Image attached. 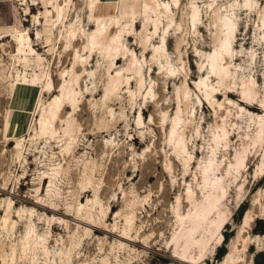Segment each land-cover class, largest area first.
Returning <instances> with one entry per match:
<instances>
[{
  "label": "rangeland",
  "instance_id": "rangeland-1",
  "mask_svg": "<svg viewBox=\"0 0 264 264\" xmlns=\"http://www.w3.org/2000/svg\"><path fill=\"white\" fill-rule=\"evenodd\" d=\"M165 1L168 14L144 0H0V264H264V0ZM225 16L237 26L224 81L209 55ZM101 22L118 53L90 45ZM70 79L76 104L42 134Z\"/></svg>",
  "mask_w": 264,
  "mask_h": 264
},
{
  "label": "bare ground",
  "instance_id": "bare-ground-1",
  "mask_svg": "<svg viewBox=\"0 0 264 264\" xmlns=\"http://www.w3.org/2000/svg\"><path fill=\"white\" fill-rule=\"evenodd\" d=\"M246 2H247V4L252 5L254 0H246ZM144 7H145V9L151 8L153 11L161 10L162 12L164 11L166 14H168L170 12V4L165 0L164 1L163 0H144ZM193 7H194V10L192 12L193 18H194V20H198L199 19V8L197 5H194ZM236 26H237V22H236L235 17L225 16V17L221 18V30H222L223 36L220 38L219 42H217L218 43L217 46L215 45L216 48H215L214 52L209 55L210 73L217 75L218 78L220 77V79H222V80L227 79L228 77L230 78V75H231V71L229 69V61L230 60L228 61V57H231L233 55V52H234L233 38L235 36L234 32L236 30ZM157 28H158V26L156 25V30H157ZM29 39L30 38L25 36V35H19L16 38V40L19 44L20 50H24L26 47H29L31 51L34 50V48L31 47V45L29 44ZM89 40H90L89 43L92 47H97V48L100 47V49L102 48L104 50V52H106L107 54L118 53V51L123 48L121 36L120 35H110L109 36L107 34V31L104 30V26H103L102 22L99 23L97 29L91 33ZM164 41H165V39H164ZM163 47H164V45L157 46L156 51L159 49H163ZM89 49H90V47H89ZM129 69L135 70V72L138 74L141 73V67H140V65H138L136 59H134L133 57L131 58V63L129 65ZM76 77H78V76H75L74 78H76ZM118 79H119V77L116 76L114 81H112L113 83H111L112 85L108 86L109 90L110 89L113 90L117 86L116 82L117 81L119 82ZM73 80L74 79L66 80L60 87V92H61L60 95H57L52 100H50L48 102L46 108L42 110V118H41V125H40V132L42 134H46V133L53 134V133H55V129L51 125V123L54 122L56 119L61 118L60 110L62 109V107L74 106L76 104L78 91L74 86ZM51 83H49V86L52 85ZM222 83H223V81H222ZM197 85L201 89H203V88L207 87L208 83H207V80L205 78H202L199 82H197ZM255 85H256V81L254 79H248V80L243 82V86H242L241 90H242V93L244 95V99H254L257 97L258 91H257ZM210 91H212V89ZM186 93H187V91L185 90L184 94L186 95ZM206 96L210 97V93L206 92ZM140 118H142V116H140ZM181 118L182 117L179 114L175 117V124L172 128V135H176L178 143H182V137H183L182 133L178 132L176 129ZM73 121L74 120L68 119L67 126L65 127L66 132L72 133ZM224 135H225V133H224ZM218 139H220V138H218ZM220 140H222V139H220ZM182 146L185 147V144ZM241 162H243V158L240 157V155H239L237 164H239ZM214 164H215V162H212V161L209 162V164H207V170L205 173V180H207L206 186L209 185V182H208V180L210 178L209 174H210V171L213 170L212 168L214 167ZM208 188H210V187L208 186ZM216 195H217L216 191H210L209 194L206 196L205 202L195 212L194 220L196 222L203 223L208 218L209 213L212 211V209L214 207V204H215L214 198ZM249 212L244 217V221H243L244 225H245V223L249 222V219L251 218L250 217L251 215L249 214ZM223 222H224V219H222V218L220 221L217 222L218 229L221 227V224ZM222 237H223V233L221 232L220 238H222ZM224 260H225V262H229V261L233 260L232 252L231 253L228 252L225 255ZM188 261L195 263L196 260H194V261L188 260Z\"/></svg>",
  "mask_w": 264,
  "mask_h": 264
},
{
  "label": "trees",
  "instance_id": "trees-1",
  "mask_svg": "<svg viewBox=\"0 0 264 264\" xmlns=\"http://www.w3.org/2000/svg\"><path fill=\"white\" fill-rule=\"evenodd\" d=\"M224 252H225V248H223V249L221 250V252H220V255H223V254H224ZM261 255H263V256H264V253H261Z\"/></svg>",
  "mask_w": 264,
  "mask_h": 264
}]
</instances>
